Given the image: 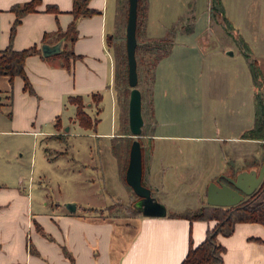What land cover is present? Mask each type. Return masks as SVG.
I'll list each match as a JSON object with an SVG mask.
<instances>
[{
	"label": "crops",
	"instance_id": "crops-1",
	"mask_svg": "<svg viewBox=\"0 0 264 264\" xmlns=\"http://www.w3.org/2000/svg\"><path fill=\"white\" fill-rule=\"evenodd\" d=\"M28 1L30 0H0V50L7 47L10 42V28L15 19L10 8ZM210 1L205 0V18L191 13L194 18L193 31L187 34L192 36L195 27L200 23L202 33L193 39L211 45L218 37L207 31ZM192 2L188 0L186 3L190 5ZM221 2L224 14L234 31L253 52L251 41L244 39L228 13L226 0ZM47 5L56 6L58 12H45ZM151 5L152 0H148L145 31L147 37H153L148 35ZM87 6L96 13L77 21L76 40L67 45L75 56V59L70 61V69L63 66V60L57 55L44 57L41 54L28 57L25 72L33 93L24 90L21 77L10 79L8 76H0V139L11 138L10 140L17 144L25 140L30 141L33 151L31 165L35 162L38 140L41 139V142L51 138L60 140L70 134L73 126L81 127L76 118V105L70 102V98L81 97L85 112L94 122L92 128L95 131L102 123L99 116L105 112L107 105L110 106L112 112L110 131L96 133L98 134L96 136L111 140L117 135L119 108L114 88V57L107 44V37L114 31L115 0H87ZM72 7V0H41L37 12L25 15L16 27L12 47L21 50L37 45L41 49L44 45L42 42L44 35L49 41L45 44L55 45L52 42L53 35L59 30L65 31L73 20L70 13ZM200 20L203 21L202 25ZM228 37L232 39L230 35ZM176 38L170 53L156 65L155 83L160 71L172 64L173 48L178 46ZM63 47L64 43L61 42V50ZM211 48L212 46L206 49V53L204 51L208 60L219 57L225 62V58L231 56V53L224 55L214 51V47ZM208 64L211 67V64ZM253 87L252 82L250 89L252 100L247 102L246 111V119L248 124L251 122V127L254 121ZM94 94L101 96L98 103L93 100ZM160 114L154 104L155 123L151 136L153 149L144 170L146 184L153 191L156 200H159L156 196L169 179L177 180L178 185H181V182L185 183L186 178L190 177L189 179L194 181L195 173L209 169L210 175L207 177L206 186L209 180L215 182L219 177H232L233 173L236 172L237 175L242 172V164L238 166L237 162L243 161L244 143L256 144V154L253 155L252 151L250 153L253 157H257L263 149L258 141L242 138L244 131L251 127L244 129L240 127L237 132L236 110L235 125L230 127L229 134L224 137L165 133L166 124ZM238 118L239 120L242 118L241 109ZM89 129L91 128L86 130ZM184 138L194 141L216 140L225 143L224 146H229L225 150L220 146L218 148L214 146L213 151L210 150L208 153L204 149L199 153L190 151L188 154L191 157L187 162L182 161L181 157L175 162L170 161V157L187 153L171 144ZM0 146V150L5 147L4 144ZM198 163L203 165L197 168ZM10 165L5 158L0 159V167L5 171H9ZM1 177L3 179H0V264H181L188 252L190 241L194 246L201 243L206 231L215 224V221H190L173 217L175 213L187 209L196 210L207 205L206 200L189 206L164 203L166 215L161 217L143 214L109 216L103 212L107 209L86 207L78 211L76 204L75 211L71 212L67 208L50 207L45 201L46 197H43L44 202L37 206L30 193L25 195L24 188L21 191L24 180L22 177H18L17 183H13L6 176ZM192 185L193 183L189 186ZM126 194L129 202L132 198L127 189ZM217 242L224 247L221 264H264V227L261 224L237 223L230 236L219 235Z\"/></svg>",
	"mask_w": 264,
	"mask_h": 264
},
{
	"label": "rangeland",
	"instance_id": "rangeland-1",
	"mask_svg": "<svg viewBox=\"0 0 264 264\" xmlns=\"http://www.w3.org/2000/svg\"><path fill=\"white\" fill-rule=\"evenodd\" d=\"M187 1L152 0L149 14L148 35L150 36H163L176 24L175 37H177L178 46L173 48L172 64L168 65V70L160 71V76L152 87L153 106L155 104L158 108L161 119L166 124L164 132L185 136L224 137L229 134L230 127L235 125V110L237 132L240 127L249 128L252 124L247 122L246 111H248L247 102L251 99L252 80L247 60L240 53L234 38L230 36L232 38L230 39L227 31L211 15L209 28L206 29L218 37L216 42L210 45L193 39L194 36L202 33L200 23L198 27H195V33L192 36L187 34L186 29L193 23L192 14L197 17L202 15L204 18L206 15L205 0H196L195 4L194 0H191L193 2L190 5L186 3ZM226 3L228 13L240 33L244 39L251 41L252 58L259 62L260 81L264 82V0H231V2L226 0ZM233 34L238 37L236 33L233 32ZM211 46V49L214 47L217 53L224 55L231 53V56L225 58V62L219 57L208 60L204 51ZM140 66L141 79L137 87L145 92L147 105L151 96L150 81L145 74L144 64L141 63ZM253 91H255L254 87ZM262 92L264 93V88ZM239 109L242 110L241 120L238 118ZM99 117L102 118V123L96 131L94 128L86 130L73 126L70 134L63 139L51 138L44 142H41V139L38 140L33 165H31L33 151L30 141L25 140L17 144L12 142L11 138L0 139V144L5 145L0 150V159L5 158L11 164L8 172L0 167V179L1 176H6L13 183H17L18 177H22L24 180L21 191L24 188L25 195L30 193L37 206L44 202L43 197H46L45 201L52 208L64 209L67 208V204L74 203L78 211L86 207L106 210L107 207L119 201L125 204L103 211L104 214L128 215V211L132 210L130 201L135 203L137 200L131 196L132 200L127 201V187L119 177L118 161L111 153L110 139L96 136L98 135L96 133L110 131L112 122L110 106L107 105L105 112ZM145 117V128L150 133L154 122L147 115ZM114 120L113 114V123ZM171 144L187 152L170 157L169 160L172 162L180 157L182 161L187 162L191 157L188 154L190 151L199 153L204 149L208 153L215 147L220 146L225 150L229 146H224L225 143H219L216 140L194 141L190 138L178 139ZM242 147L243 161H238L237 165L242 164L244 169L263 156V149L257 157L251 156V151L253 155L256 154L254 143H244ZM18 148L21 149L18 150ZM122 159L120 173L124 165L128 164L124 157ZM199 165L203 164L198 163L197 168ZM204 167L206 169V164ZM208 170L195 173L194 181L188 177L185 183L181 182V185H178L177 180L169 179L160 194H157L158 201H162L160 203L163 205L187 206L200 203L201 200L205 201L207 188L214 182L209 180L205 186L207 177L210 175ZM255 170L259 171V165ZM191 183L193 185L189 186ZM263 199L264 193L260 194L254 202Z\"/></svg>",
	"mask_w": 264,
	"mask_h": 264
},
{
	"label": "trees",
	"instance_id": "trees-1",
	"mask_svg": "<svg viewBox=\"0 0 264 264\" xmlns=\"http://www.w3.org/2000/svg\"><path fill=\"white\" fill-rule=\"evenodd\" d=\"M73 7L71 14L73 20L65 31H58L54 36L53 44L63 42L64 47L57 54L63 60V66L70 69V61L75 59V56L71 50L67 48L68 44H72L77 37V21L80 18L90 17L96 13L95 10L90 9L87 6V0H72ZM41 4V0H30L22 4H15L10 8V11L14 13L15 19L11 25L9 33V45L4 49L0 50V76H8L13 79L16 76L22 78L24 82V90L29 93H33L32 86L27 78L25 72L26 59L33 55H41L42 51L37 45H32L28 48L15 50L12 47V40L14 38L16 27L20 24L21 19L33 12H37V7ZM128 0H115V18H114V31L107 37V44L112 49L114 57V88L116 91V100L119 108L118 119L119 127L117 135L110 140V150L118 161L119 175L122 183L129 189V192L135 200H138V196L132 191L131 187L127 185L125 181V170L126 165L123 167V171L120 173V167L122 157H124L127 163L129 159V149L133 140L137 139L141 147L142 156V184L145 187L150 188L145 181L144 170L147 165V161L153 149V140L151 136L154 132V127L147 132L145 116L147 115L154 123V106L152 97V87L155 83V68L160 59L167 56L174 43L176 24H174L167 33L162 37H147L146 18L148 12V0H138L137 2V20H136V41L137 45L135 48V58L137 64V86L141 79V63L144 64L145 74L148 75L150 81L151 96L148 104H145V92H141V105H142V117H144V124L142 127L141 135L137 138L132 137L129 125H128V103L130 95V86L128 83V63H127V52H126V23L128 16ZM210 15L212 18L227 31V33L234 38L239 46V50L247 60V64L250 70L252 82L255 88L254 92V121L253 126L244 131L242 138L255 140L260 143L263 148V156L251 165H247L244 170H250L253 167L259 165V169L264 161V82L260 81L261 72L259 62L252 58V52L247 43L240 37L233 34V26L224 14V9L221 0L210 1ZM45 12L57 13L58 10L54 5H47ZM193 24V23H192ZM190 25L186 29V33L193 31V25ZM46 36L44 35L43 44L49 43ZM138 88V87H137ZM101 99L99 94L93 95V100L98 103ZM70 102L76 105V118L78 123L83 128H92L94 122L90 116L84 110V104L81 97L70 98ZM124 162V161H123ZM236 176V172L233 173L232 177ZM222 178V177H219ZM151 190V188H150ZM264 193V178L257 190L249 197L239 204L231 207H219L212 205H204L196 210H184L179 213H175L173 217L185 218L190 221H215V224L206 231L204 240L193 245L190 241L188 252L181 262V264H221L222 253H224V247L217 242V236H230L233 231L235 224L237 223H258L264 227V199L259 202H254L255 199ZM151 195L154 197V193L151 190ZM132 210L129 214H141V212L134 207V202H130ZM122 206V203H114L107 207V210ZM93 211V209H88ZM37 227V225H36ZM38 228V227H37ZM39 230V229H38Z\"/></svg>",
	"mask_w": 264,
	"mask_h": 264
},
{
	"label": "water",
	"instance_id": "water-1",
	"mask_svg": "<svg viewBox=\"0 0 264 264\" xmlns=\"http://www.w3.org/2000/svg\"><path fill=\"white\" fill-rule=\"evenodd\" d=\"M128 16L126 23V52L128 63V83L131 88L128 103V125L132 137L141 135L144 124L142 117L141 92L137 88V64L135 58L136 20L138 0H128ZM44 57L57 55L61 51V42L55 45L44 44L41 46ZM229 184H225L217 178L207 188L206 201L208 205L219 207H231L239 204L245 196L253 194L264 178V161L259 171H242L235 177L222 176ZM125 181L131 187L138 200L134 207L144 216L161 217L166 215V207L151 195V190L142 184V156L141 147L137 139L133 140L129 149V159L125 171ZM71 212L75 211L76 205H66Z\"/></svg>",
	"mask_w": 264,
	"mask_h": 264
},
{
	"label": "flooded vegetation",
	"instance_id": "flooded-vegetation-1",
	"mask_svg": "<svg viewBox=\"0 0 264 264\" xmlns=\"http://www.w3.org/2000/svg\"><path fill=\"white\" fill-rule=\"evenodd\" d=\"M220 181L223 182V183H225V184H227V185H229V184L226 182V180H225L224 178H220ZM256 190H257V189H256ZM251 195H252V194H251ZM251 195H250V196H251ZM245 197H249V196H245Z\"/></svg>",
	"mask_w": 264,
	"mask_h": 264
}]
</instances>
